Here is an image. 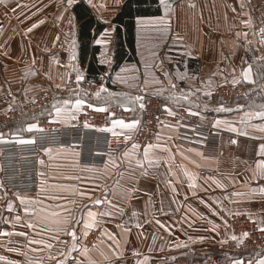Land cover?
Segmentation results:
<instances>
[{
    "label": "crops",
    "instance_id": "0c3cea01",
    "mask_svg": "<svg viewBox=\"0 0 264 264\" xmlns=\"http://www.w3.org/2000/svg\"><path fill=\"white\" fill-rule=\"evenodd\" d=\"M78 2L103 24L91 30L85 64L73 11ZM123 2L73 0L67 8L75 30L68 35L65 0H0V114L55 93L75 72L83 89L40 111L53 122L74 123L88 106L129 108L132 116L113 117L109 129L130 137L139 120L128 91L142 89L158 95L163 109L182 108L239 141L189 144L166 123L155 142L128 146L102 165L82 164L74 148L44 150L36 193L0 187V264H256L264 248L225 252L219 263L213 258L231 236V214L264 226V0H158L159 14L134 18L135 59L113 69V17ZM90 57L104 67L99 81L87 74ZM235 81L246 86V97L211 98L217 84ZM90 84L103 91L89 93ZM77 99L84 102L77 106ZM37 119L21 113L0 126V140L30 136ZM92 229L100 238L84 247Z\"/></svg>",
    "mask_w": 264,
    "mask_h": 264
},
{
    "label": "built area",
    "instance_id": "2783aa9c",
    "mask_svg": "<svg viewBox=\"0 0 264 264\" xmlns=\"http://www.w3.org/2000/svg\"><path fill=\"white\" fill-rule=\"evenodd\" d=\"M109 79L108 75L103 76L104 81ZM78 89H83L82 82L77 80L75 72H70L67 83L55 93H40L22 110L10 105L0 114V126L17 120L21 113H34L39 116L37 128L30 136L11 133L0 140V187L6 192L34 194L38 191V160L40 154L48 148H74L78 150L82 164L102 165L108 156L116 155L128 146L141 147L155 142L166 123L174 124L179 140L189 144L197 141L218 142L222 138L239 141L238 136L216 130L182 108L163 109L158 95L142 89L128 91L134 98L135 114L139 120L130 137L113 133L109 129V122L113 117L132 116L129 108L112 106L109 110H98L88 106L83 108L78 120L71 124L53 122L40 113L55 97L63 98ZM101 89L97 84H90L87 91L100 93ZM246 96V86L240 81L217 84L211 92V98L223 101ZM229 227L231 236L221 244V254L213 258L215 263L223 261L222 253L225 252L237 255L259 252L264 248V226L259 227L243 214L233 213L229 217ZM99 238L98 230L92 229L85 234L83 246L94 247Z\"/></svg>",
    "mask_w": 264,
    "mask_h": 264
},
{
    "label": "trees",
    "instance_id": "16d2710c",
    "mask_svg": "<svg viewBox=\"0 0 264 264\" xmlns=\"http://www.w3.org/2000/svg\"><path fill=\"white\" fill-rule=\"evenodd\" d=\"M73 11L79 19V38L83 39L80 47V61L85 64L89 53V40L92 36L91 30L94 28L95 34L102 28V23H96L91 12L83 2H78L73 6ZM160 13L158 0H124L120 10L113 17L115 23V62L112 66L116 69L125 61L135 59L134 47V18L136 16L157 15ZM92 54L98 51V46L93 45ZM103 66L96 64L90 57L87 62L88 76L94 75L95 81H99L97 75L103 70Z\"/></svg>",
    "mask_w": 264,
    "mask_h": 264
},
{
    "label": "snow or ice",
    "instance_id": "6c2138e0",
    "mask_svg": "<svg viewBox=\"0 0 264 264\" xmlns=\"http://www.w3.org/2000/svg\"><path fill=\"white\" fill-rule=\"evenodd\" d=\"M68 2H69V4H71V3L73 2V0H68ZM32 27H36V25H33ZM29 31H31V29H29ZM261 31H264V29H262ZM248 71H250V69L245 71V76H246V77H247ZM80 79H82V77L78 76V77H77V80H80ZM101 91H103V89H101ZM137 99H139V97H137ZM185 99H187V98L185 97ZM83 102H84V101H82V100H80V99H77V100L75 101V103H76L77 106L80 105V104H82ZM65 103H69V102H68V101H65ZM56 111H57V114H59L60 111H61V109L57 108ZM115 123H119V124H121V125L124 126V127H132V126H134L137 122H136V121H132L131 124H124L123 121H115ZM34 127H37V126H36V125H29V128H34ZM261 149L264 150V145H261ZM97 203H99V201H97ZM262 230H264V229H262ZM72 235H73V237H75V234H74V233H72ZM244 235H247V233H245ZM232 238H233V239H236L235 236H233ZM0 259H2V257H0ZM233 264H242V261H234ZM256 264H264V257H262L261 259H259V260L256 262Z\"/></svg>",
    "mask_w": 264,
    "mask_h": 264
},
{
    "label": "rangeland",
    "instance_id": "374dc122",
    "mask_svg": "<svg viewBox=\"0 0 264 264\" xmlns=\"http://www.w3.org/2000/svg\"><path fill=\"white\" fill-rule=\"evenodd\" d=\"M67 5H69V2H68V0H65V34L68 32V35H69V33L71 35V32L73 33V31L75 30V22H74L72 15H71L72 14L71 11L69 10V8H67ZM263 38H264V35H263ZM223 83H227V82H223ZM219 84H222V83H219Z\"/></svg>",
    "mask_w": 264,
    "mask_h": 264
}]
</instances>
